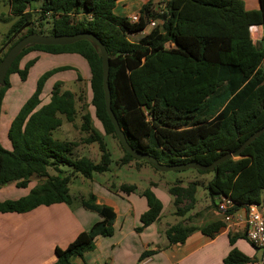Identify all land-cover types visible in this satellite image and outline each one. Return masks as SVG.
I'll return each mask as SVG.
<instances>
[{"label": "trees", "instance_id": "trees-1", "mask_svg": "<svg viewBox=\"0 0 264 264\" xmlns=\"http://www.w3.org/2000/svg\"><path fill=\"white\" fill-rule=\"evenodd\" d=\"M116 1L7 0L9 14L16 20L5 35L0 62L19 39L35 33V23L40 35L92 33L113 57L109 60L108 84L111 110L120 129L133 149L154 157L161 164L210 165L237 150L264 127V0H258L254 11H246L241 0H169L162 13L154 11L148 2L140 8L139 20L135 23L114 15ZM34 5L38 8L33 9ZM153 21L156 25L149 33L137 41L131 40ZM44 25H48L47 34L43 33ZM253 26L263 31L259 46L250 36ZM23 31L26 33L15 40ZM30 53L81 57L89 72L94 117L105 135L116 138L105 109L101 57L86 41L67 46H33L21 52L0 88V134L9 78L17 75L20 81L27 80L38 57L28 60L23 68L20 64ZM73 70L64 66L42 74L33 94L8 125L9 149L0 143V188L14 184L18 189H26L32 179L38 183L27 195L0 202V214H24L43 206L69 204L68 186L72 177L78 174L91 179L94 174L108 171L110 153L102 137L93 130L90 115L81 117V129L89 134L88 143H98V163L85 156L74 157L75 144L52 137L61 127L62 117L69 123L75 120L76 99L74 93L61 91V82H56L48 102L43 103V87L54 74ZM76 80L81 78L77 75ZM122 151L123 165L141 163L158 172L148 162ZM64 167L70 171L66 175ZM195 172L214 173L206 189L215 208L219 197H227L232 202L230 212L260 204L264 190V133L235 159L221 163L213 171ZM196 190L193 182L187 187L174 185L168 189L174 198L177 216L183 217L194 208ZM135 191L134 185L122 184L117 189L126 195ZM141 196L146 200L147 210L140 217L141 226L137 231L157 222L163 210L151 188L145 189ZM94 201L95 197L90 195L82 205L98 214L101 220L89 231L79 233L64 249L56 248L53 264H75V259H82L84 253L93 250L97 237L113 235L115 213ZM222 227L220 221L201 228L178 222L166 230L165 236L169 245H181L196 230L213 238ZM234 242L235 238L229 236L232 248L221 264L253 261L233 247ZM154 253L144 251L139 261Z\"/></svg>", "mask_w": 264, "mask_h": 264}, {"label": "crops", "instance_id": "crops-1", "mask_svg": "<svg viewBox=\"0 0 264 264\" xmlns=\"http://www.w3.org/2000/svg\"><path fill=\"white\" fill-rule=\"evenodd\" d=\"M256 1L258 8V0ZM148 2L152 3L156 11L162 6L163 0H117L113 13L128 19L132 15H138L140 8ZM151 28L148 25L142 33L133 36L136 38L135 41L149 33ZM250 30H254L257 35L263 34L259 26H253ZM38 54L40 53L29 55L39 58ZM98 186L87 196L79 194L80 200L75 206L70 201L69 204L39 207L24 214H0V264H53L56 248L64 249L79 233L89 231L93 224L101 220L98 214L82 205V202L88 201L90 195L95 197L96 205L110 207L115 213L114 232L111 237H97L93 250L84 253L82 259H75V264H221L232 248L229 236L235 238L233 247L248 258L251 257V260L256 257V253L253 257L254 254L250 253V249L244 243L247 240L243 238V229L236 227L234 231H229L224 228V224L213 238L196 230L183 244L169 245L165 232L177 221L161 223L165 215L164 207L157 222L137 231L141 226L140 217L147 210L146 200L145 198L142 200L143 197L139 196V193L148 187L136 189L135 192L138 193L126 196L111 190L106 184ZM3 188H7L12 195V190L16 187L14 184H7L0 190ZM151 191L164 206L162 199L165 198L157 194L156 188L152 187ZM17 195L18 198L21 197V193ZM2 201L5 200L1 198L0 202ZM212 222L214 219L207 221L208 224ZM7 223L14 227H3ZM183 225L186 226L184 222ZM201 227L203 226L196 228ZM144 251L155 253L139 261Z\"/></svg>", "mask_w": 264, "mask_h": 264}, {"label": "rangeland", "instance_id": "rangeland-1", "mask_svg": "<svg viewBox=\"0 0 264 264\" xmlns=\"http://www.w3.org/2000/svg\"><path fill=\"white\" fill-rule=\"evenodd\" d=\"M0 1V49L3 48L4 51L5 47L3 46V43L6 40L5 35L16 19L9 14L7 0ZM241 1L243 2L246 11L257 10L256 0ZM37 8V5L33 6V9ZM36 26L37 23L34 25V30L35 34H38V28H36ZM47 27L48 25H44L43 27V30H45L43 33L45 34H47ZM25 33L26 31H23L16 37L15 40L23 36ZM250 36L253 43L259 46L262 36L257 35L254 30H250ZM135 39V37L131 38L132 41H135ZM38 56L39 58L37 59V62L34 64V66L29 70V74L25 82L20 81L17 75H11L9 78L10 88L5 93L1 115L2 133L0 134V143L3 148L9 149V144L6 139V130L8 125L19 109L26 102V100L33 94L36 83L40 76L47 71L59 67L70 66L74 68L73 71H65L54 74L45 82L43 87V92L41 95L43 103L48 102L51 89L56 82H61V91L68 90L74 93L76 99L75 105L77 116L75 120L69 123L62 117V125L52 133V137L55 140L75 144L76 146L73 148L72 153L74 157L85 156L92 162L98 163L100 160L98 143H88L86 140L89 138V134L82 131L81 129V117L85 114H88L91 117V126L93 130L102 137L103 142L106 145L105 147L110 153L111 158V163L107 172L103 174H94L91 179H85L78 174L71 178L69 184V196L72 205L75 206L79 203V194L87 196V194L92 192V190L98 188V185L100 184H106L107 186H110L109 188L111 190L114 191H117L120 185L125 184L134 185L138 190L147 187H153L154 189H157V194H159L161 198H165L162 199L165 215L163 220H161V223L166 221L170 223L177 221L178 223L182 221L187 227H200L207 225V221H211V219H214V221L221 220V217L216 212V208L212 206L208 190L206 189L207 184L213 178L214 173L200 175L195 172V170L162 173L156 172L150 166L141 163L138 164L135 162H130L126 165H123L121 163L123 158V148L121 147L117 137L113 138L110 135H105L100 123L94 117V110L90 105L91 92L88 81L89 72L86 62L81 57L76 55L52 56L47 54H38ZM33 58H35L34 55H27V57L21 62L20 67L23 68L24 64ZM262 69L264 70V62L262 63ZM77 75L81 78L80 81L76 80ZM62 170L65 175L70 172L67 167H64ZM50 173L54 174L52 171H50ZM41 182L42 181H39V183ZM192 182L196 183L197 186L195 194L196 203L190 212L185 214L183 217H179L176 213V207L173 204L174 198L168 193V189L174 185L187 187L188 184ZM37 183V179H32L31 183L26 189L14 188V190H12V195H10L11 193L7 188H3L0 190V199H15L19 197V195H17L18 193H21L20 196L23 197L27 195ZM123 195L126 194L123 193ZM140 195L141 194L139 193V196ZM142 200H144V198ZM261 204L264 205V190L261 192ZM3 227L10 228L14 226L7 223L3 225ZM244 243L250 249V253L254 254L253 257L256 253L254 260H258V252H255L256 250L248 242Z\"/></svg>", "mask_w": 264, "mask_h": 264}, {"label": "water", "instance_id": "water-1", "mask_svg": "<svg viewBox=\"0 0 264 264\" xmlns=\"http://www.w3.org/2000/svg\"><path fill=\"white\" fill-rule=\"evenodd\" d=\"M79 41L88 42L92 48L99 53L101 57L102 66V88L104 93L105 109L109 117V120L114 127L116 137L123 148V150L131 155L136 160H144L148 162L152 167H154L158 172H181L186 170H200V171H213L218 165L229 160L235 159L246 146L252 143L256 138L264 133V127L256 131L251 135L237 150L233 152L226 153L222 157L215 160L212 164L204 166L197 162H188L181 165H167L159 163L154 157L143 154L135 149H133L127 142L124 133L119 127V124L111 110V99L110 90L108 84V74H109V60L110 57L104 47V45L99 41V39L92 33H79L75 35H63V36H53V35H40V34H29L21 39H19L6 53L0 62V88L5 85V77L9 68L12 66L15 59L21 54L24 49L33 46H67ZM218 203V200L215 202Z\"/></svg>", "mask_w": 264, "mask_h": 264}, {"label": "built area", "instance_id": "built-area-1", "mask_svg": "<svg viewBox=\"0 0 264 264\" xmlns=\"http://www.w3.org/2000/svg\"><path fill=\"white\" fill-rule=\"evenodd\" d=\"M169 0H163L162 6L156 10L162 13L165 10ZM139 20L138 15H132L128 18L130 23ZM156 22H151V27ZM232 202L227 197H219L216 204V212L221 217L224 228L234 231V228H242L247 242L258 252V260H253L248 264H264V205L253 204L238 211L230 212Z\"/></svg>", "mask_w": 264, "mask_h": 264}]
</instances>
